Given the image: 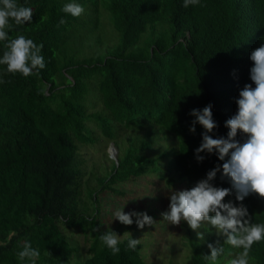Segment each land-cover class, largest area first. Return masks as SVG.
I'll use <instances>...</instances> for the list:
<instances>
[{
	"label": "trees",
	"instance_id": "obj_1",
	"mask_svg": "<svg viewBox=\"0 0 264 264\" xmlns=\"http://www.w3.org/2000/svg\"><path fill=\"white\" fill-rule=\"evenodd\" d=\"M17 3L32 9V19L21 25L10 20L8 36L42 44L45 67L24 77L0 65V264H31L18 257L26 240L40 253L35 264H144L141 244L135 250L127 246L135 218L131 225L104 226L101 194L122 195L126 180L146 173L166 187L182 183L187 190L223 164L215 153L202 152L205 159L196 160L204 129L196 124L195 133L189 131L195 119L189 113L211 104L218 127L210 135L226 137L224 122L237 111L239 91L245 84L255 87L249 56L264 43V0H199L187 8L184 0ZM67 3L82 5L83 14L64 13ZM101 13L116 40L107 43L97 35L94 42L106 47L92 56L73 46L67 52V41L74 44V35L81 38ZM5 50L0 42V58ZM96 132L116 153L114 159L104 152L106 162L93 166L91 182L82 179L77 147L99 141ZM236 139L246 136L238 132ZM210 183L231 187L220 172ZM228 201L242 203L251 223L264 224V198L252 193L240 202L233 193ZM62 228L87 236L83 259L70 261L75 246ZM212 229L205 224L200 240L186 227L188 264H209L204 255L210 243L225 248L218 264L242 251ZM106 231L127 233L119 238L118 254L102 245L99 237ZM249 264H264V240L252 245Z\"/></svg>",
	"mask_w": 264,
	"mask_h": 264
},
{
	"label": "clouds",
	"instance_id": "obj_2",
	"mask_svg": "<svg viewBox=\"0 0 264 264\" xmlns=\"http://www.w3.org/2000/svg\"><path fill=\"white\" fill-rule=\"evenodd\" d=\"M198 3L199 0H184L183 7ZM61 10L73 17H79L84 12L83 6L78 3H67ZM32 15V9L19 5L17 0H0V42H4L6 49L0 58V65H6L8 73H20L28 77L38 75L39 70L45 67L44 58L40 54L42 44L38 45L24 35L9 38L7 33V29L11 27L10 20L21 25L31 22ZM60 23L65 21L61 19ZM249 59L253 62L249 77L255 87L245 84L239 91V98L235 101L237 111L224 122L228 129L226 137L213 138L210 135L218 127L213 119L211 104L203 109H192L189 113L195 117L189 131L195 133L196 124L204 129L201 143L195 149L196 160L199 162L205 159L199 155L202 152L215 153L223 164L209 170L206 178L199 180L190 189L171 191L168 210L161 214L164 220L173 225L186 221L200 240L204 239V233L198 231L202 225L208 224L215 228L217 235L224 238V244L242 249L228 264H249L252 245L264 240V224L251 223L248 210L242 203L235 206L232 201L224 202V198L233 193L235 200L240 202L252 193L264 198V43L251 51ZM238 132L246 136L243 142L236 139ZM217 172L221 173V179L229 180L230 188L215 187L210 183ZM113 217L124 225L133 224L132 217H136L135 223L140 229L154 224L153 218L145 212L125 213L123 208L117 209ZM93 231L99 232L100 229L94 227ZM128 235L127 246L135 250L140 240L133 239L130 233ZM99 239L113 254L120 252L119 235L114 231L103 232ZM207 247L210 254L204 255V259L209 264H218V258L224 255L225 248L218 242L216 245L210 243ZM39 255V251L27 240L18 253L20 260L27 259L31 264H35Z\"/></svg>",
	"mask_w": 264,
	"mask_h": 264
},
{
	"label": "rangeland",
	"instance_id": "obj_3",
	"mask_svg": "<svg viewBox=\"0 0 264 264\" xmlns=\"http://www.w3.org/2000/svg\"><path fill=\"white\" fill-rule=\"evenodd\" d=\"M104 13V12H103ZM101 13L98 17L96 25H89L81 32L82 37L74 35L72 41H67V52L75 47V52L92 56L98 51H102L106 46L95 43V39L100 36L105 42L112 43L116 40L117 33L112 28L106 14ZM77 33V32H76ZM75 33V34H76ZM84 47V49H83ZM126 130L119 129V134H124ZM94 138L93 144L80 143L77 147V152L83 167L82 179H89L91 182L92 175L89 173L93 166L100 165L106 162L104 152L109 155L107 150L112 148L111 157L114 158L116 153L115 146L104 140L102 137ZM165 142L161 145H154L153 152L163 148ZM124 193L122 195H112L111 193H103V205L100 212L103 225L106 227H113L118 223L114 220L113 213L120 208H123L125 213L128 212H145L154 220L153 225H145L143 229L137 227L136 223L128 233H133L136 239L140 240V253L144 264H188V252L186 246L183 244V235L185 229L188 227L186 221H182L179 225H173L164 220L162 213L168 210L169 195L171 191H180L183 189L182 183H175L172 186L166 187L160 179H157L153 174H143L134 179L126 180L122 185ZM135 218L136 217H132ZM205 225V224H204ZM202 225V227L204 226ZM199 229L198 231H203ZM192 230V229H191ZM193 231V230H192ZM212 233H217L213 228ZM62 232L71 244L75 246L70 261L81 260L86 255L88 239L87 236L74 228H62ZM195 232V231H194ZM124 234H117L123 237ZM236 256L233 255L232 259ZM221 264H226L222 262ZM228 264V263H227Z\"/></svg>",
	"mask_w": 264,
	"mask_h": 264
},
{
	"label": "water",
	"instance_id": "obj_4",
	"mask_svg": "<svg viewBox=\"0 0 264 264\" xmlns=\"http://www.w3.org/2000/svg\"><path fill=\"white\" fill-rule=\"evenodd\" d=\"M108 154H109V157H111L112 155H110L112 153V148L110 147L109 150H107Z\"/></svg>",
	"mask_w": 264,
	"mask_h": 264
}]
</instances>
